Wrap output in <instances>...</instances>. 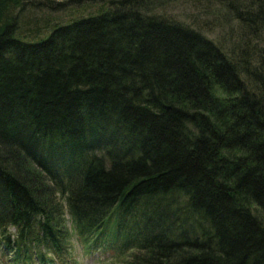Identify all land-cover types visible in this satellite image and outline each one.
<instances>
[{"label": "trees", "instance_id": "16d2710c", "mask_svg": "<svg viewBox=\"0 0 264 264\" xmlns=\"http://www.w3.org/2000/svg\"><path fill=\"white\" fill-rule=\"evenodd\" d=\"M29 1L0 0L7 263L64 262L69 223L130 264H264V0H192L227 46L169 0Z\"/></svg>", "mask_w": 264, "mask_h": 264}, {"label": "rangeland", "instance_id": "374dc122", "mask_svg": "<svg viewBox=\"0 0 264 264\" xmlns=\"http://www.w3.org/2000/svg\"><path fill=\"white\" fill-rule=\"evenodd\" d=\"M33 2L36 3L38 2V0ZM33 2L29 1L28 3H26V6L24 7V12H22V17L18 19L20 22H23L24 19L29 20V27L34 26L35 24L40 25L45 20L66 21L75 16L74 12L78 13L75 10H70L71 8L73 9L77 7H73V5H67L66 8L61 9L62 6H64L62 5L58 9L50 10V8L45 6L35 8V5L31 4ZM54 2H57V0H54ZM202 5H206L205 1H202ZM91 6H95L96 8V5L92 4H86L80 7H84L82 10H85V13H87L88 11L93 9V7ZM155 11L164 14L170 18L184 22L190 26H193L198 30L202 31L206 36L214 39L215 41H218L220 43L226 41L224 42V45L226 46L231 40V37L228 36L229 31L227 29H219L217 27V20L211 15L207 14L203 10V7L200 6V4H196L192 0H169L168 5L166 4L165 6L160 7ZM207 17L209 19H213V21L215 20L216 22L207 23L205 19ZM65 218L67 219V216H65ZM68 228V252L64 255V262L60 261L59 264H130L128 262L130 258V256L128 257L129 253L126 254V256L123 255L118 257L117 259V257L114 256V254L110 251H102L100 249L94 248L87 249L83 241L76 235L74 231L70 229L69 223ZM10 257V252L3 254L0 241V264H8L7 262L9 261Z\"/></svg>", "mask_w": 264, "mask_h": 264}, {"label": "bare ground", "instance_id": "6f19581e", "mask_svg": "<svg viewBox=\"0 0 264 264\" xmlns=\"http://www.w3.org/2000/svg\"><path fill=\"white\" fill-rule=\"evenodd\" d=\"M43 5V4H42ZM40 32V31H39Z\"/></svg>", "mask_w": 264, "mask_h": 264}]
</instances>
